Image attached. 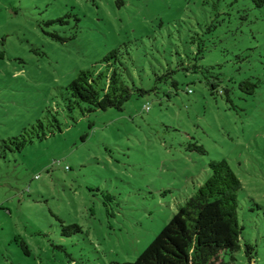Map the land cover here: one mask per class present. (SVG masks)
<instances>
[{"label": "rangeland", "instance_id": "rangeland-1", "mask_svg": "<svg viewBox=\"0 0 264 264\" xmlns=\"http://www.w3.org/2000/svg\"><path fill=\"white\" fill-rule=\"evenodd\" d=\"M62 18L66 25H49ZM199 48L203 66L221 67L231 103L212 96L202 74L180 73L178 92L158 84L124 112L68 110L69 84L82 71L106 72L113 50L126 80L151 90L153 70L188 63ZM246 80L260 81L254 95L240 90ZM39 122L46 140L34 134L22 152L1 151ZM222 160L243 183L239 217L255 246L252 264H264V8L251 0H0V264L133 263ZM62 221L83 233L62 236ZM235 257L250 264L244 247Z\"/></svg>", "mask_w": 264, "mask_h": 264}, {"label": "trees", "instance_id": "trees-1", "mask_svg": "<svg viewBox=\"0 0 264 264\" xmlns=\"http://www.w3.org/2000/svg\"><path fill=\"white\" fill-rule=\"evenodd\" d=\"M257 9L264 8V0H251ZM122 5V1L120 2ZM60 23L66 25L65 18L50 21V24ZM53 38L66 42L57 33L50 34ZM204 51L199 48L197 53L187 52L190 59L184 62L182 58L174 67L168 65L163 73L153 70L155 86L151 90L138 88L131 85L125 78L128 67L121 60L119 50H113L103 60L107 67L106 72L94 75L91 71H82L68 86V110L72 111L76 106L82 109L85 104L88 108L82 109L86 113L96 110L108 111L114 109L124 112L125 106L135 94L142 97L156 91L158 84H166L179 90V82L176 75L202 74L211 95L224 96L231 103V90L223 87L220 66H203ZM191 57V58H190ZM171 64V63H169ZM260 81L246 80L239 85L241 91L248 95H254L259 88ZM55 127L61 131L60 122L54 118ZM42 142L49 135L46 126L39 122L33 127L32 133H23L20 137L11 138L2 142L1 151L22 152L28 145L34 143V136ZM54 130L50 135H54ZM201 155L207 151L202 145L193 142L189 145ZM210 176L204 184L200 185L196 194L186 200L184 205H179L178 212L155 237L154 241L133 263L112 264H233L235 255L245 248L248 262H254L255 246L248 243L243 236L244 226L240 223L241 202L240 192L243 183L231 168L227 160L212 161L209 164ZM259 208H261L259 206ZM62 236L71 237L82 234L83 229L79 225H64L62 221ZM20 246L26 255H30L27 243L21 240Z\"/></svg>", "mask_w": 264, "mask_h": 264}, {"label": "built area", "instance_id": "built-area-1", "mask_svg": "<svg viewBox=\"0 0 264 264\" xmlns=\"http://www.w3.org/2000/svg\"><path fill=\"white\" fill-rule=\"evenodd\" d=\"M191 91V90H190ZM147 109H149V108H147Z\"/></svg>", "mask_w": 264, "mask_h": 264}]
</instances>
